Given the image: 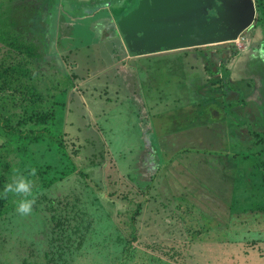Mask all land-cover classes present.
I'll use <instances>...</instances> for the list:
<instances>
[{
    "label": "rangeland",
    "instance_id": "rangeland-1",
    "mask_svg": "<svg viewBox=\"0 0 264 264\" xmlns=\"http://www.w3.org/2000/svg\"><path fill=\"white\" fill-rule=\"evenodd\" d=\"M254 2L234 41L131 56L116 22L136 0H0V111L55 136L22 143L0 129V192L36 169L30 215L0 196V264H264V0ZM191 146L228 158L234 182L189 164Z\"/></svg>",
    "mask_w": 264,
    "mask_h": 264
},
{
    "label": "water",
    "instance_id": "water-1",
    "mask_svg": "<svg viewBox=\"0 0 264 264\" xmlns=\"http://www.w3.org/2000/svg\"><path fill=\"white\" fill-rule=\"evenodd\" d=\"M255 17L254 0H137L116 24L136 56L234 41Z\"/></svg>",
    "mask_w": 264,
    "mask_h": 264
},
{
    "label": "crops",
    "instance_id": "crops-1",
    "mask_svg": "<svg viewBox=\"0 0 264 264\" xmlns=\"http://www.w3.org/2000/svg\"><path fill=\"white\" fill-rule=\"evenodd\" d=\"M128 53V52H127ZM249 65L251 64V63H248ZM258 73H260V72H258ZM262 74V73H261ZM263 76V75H262ZM256 81H254V83H255ZM257 85L259 86L258 88H260V85H261V81L259 80L258 81V83H257ZM256 86H255V88L254 89H258ZM261 89V88H260ZM259 90V89H258ZM188 114H190V113H188ZM154 116V115H153ZM165 120H163V121H161L160 120V122L161 123H163ZM172 121H174V119L172 120ZM185 121H186V119H185ZM187 122H189V124H191V120L190 121H187ZM150 123H151V132L153 133V135H154V132H156L157 130H158V122H157V130H156V127L154 126V124L150 121ZM231 124L232 125V122L229 120H227V124ZM192 126V125H191ZM189 127L188 129H190V128H192V127ZM186 130V129H185ZM180 131V130H179ZM175 133V132H174ZM173 133V134H174ZM218 135V134H217ZM160 137V134H159V130L156 132V134H155V138H154V144L156 143V141L158 142L160 139H159V137ZM172 136V135H171ZM222 136V135H221ZM173 139V140H172ZM174 139H175V136H173V138H171L170 140H166V141H162L161 140V145H164L165 144V147L166 146H171L173 143H174ZM196 144H198L197 142H195ZM157 145V144H156ZM155 145V146H156ZM161 145L159 144V147L161 148ZM191 147H193L194 148V150H186V149H183V150H181V151H184V150H186V153H185V155H199L198 157H193L192 158V160H191V158H189V156L187 157V161H188V163L190 164V162L191 161H194V160H199V162L201 163V167H200V171H201V173H203V174H206V178L209 176V175H207V174H209L211 171H213V170H216L218 173H219V175H217L218 177H219V179H220V181H222V177H224V176H226V174L224 173V165H223V162L228 166V164L227 163H229V162H231L228 158H216V159H213V157L209 154V153H207V149H212V148H206V150L204 151V149H203V152L202 153H200V150H198V148H201L202 146H191ZM161 150H162V148H161ZM180 151V152H181ZM179 152V153H180ZM189 152H191L192 154H190ZM178 153V151H175V152H173V154L172 155H174V154H177ZM178 153V154H179ZM184 153V152H183ZM181 154H182V152H181ZM201 155V156H200ZM221 159H223V160H221ZM194 163V162H193ZM184 168V167H183ZM169 170H170V165H169ZM216 172V173H217ZM186 174H187V172H186ZM195 176H196V174H195ZM216 177V176H215ZM195 179H196V177H195ZM202 179V178H201ZM207 179H209V178H207ZM194 180V179H193ZM225 181H227V182H234V179H233V181L232 180H230V178L228 177V175L225 177V179H224ZM199 181H203V180H199ZM208 181V180H207ZM206 181V182H207ZM234 186V183H232V187ZM231 191H232V188H231Z\"/></svg>",
    "mask_w": 264,
    "mask_h": 264
},
{
    "label": "clouds",
    "instance_id": "clouds-1",
    "mask_svg": "<svg viewBox=\"0 0 264 264\" xmlns=\"http://www.w3.org/2000/svg\"><path fill=\"white\" fill-rule=\"evenodd\" d=\"M35 174V168H30L27 176L17 170L11 181L6 182L3 186L2 192H0V196L3 197L9 195L19 197L15 211L21 216L30 215L32 212L33 204L35 203V196L30 177L35 176Z\"/></svg>",
    "mask_w": 264,
    "mask_h": 264
},
{
    "label": "trees",
    "instance_id": "trees-1",
    "mask_svg": "<svg viewBox=\"0 0 264 264\" xmlns=\"http://www.w3.org/2000/svg\"><path fill=\"white\" fill-rule=\"evenodd\" d=\"M121 14H119V16ZM118 17H117V19H118ZM14 33H16V32H14ZM22 36H23L22 34H18V33H16L15 36H13L19 45H22L24 43V41H22L23 40ZM128 54L131 56L135 55L134 53H131V52H128ZM10 69H14V68L12 67ZM4 70H6V69L4 68ZM3 71L0 74H2ZM228 73H229V70H228ZM248 83L250 84L252 82L248 81ZM0 129L3 131V133H5L7 136H9V138H10L9 140H11V141L15 139V141L20 142L22 140V143H25V140H36V139H42V138H48L51 140L55 139V136L51 135L48 131H46L43 128H40V129H38V128H35V129L23 128V129H21L20 127H16V126L9 124L1 111H0ZM254 133H255V135H258V132H254ZM259 139H261V138H259ZM262 167H264V165H262ZM138 211H139V207H137V212ZM3 214H5V211L0 210V216Z\"/></svg>",
    "mask_w": 264,
    "mask_h": 264
},
{
    "label": "flooded vegetation",
    "instance_id": "flooded-vegetation-1",
    "mask_svg": "<svg viewBox=\"0 0 264 264\" xmlns=\"http://www.w3.org/2000/svg\"><path fill=\"white\" fill-rule=\"evenodd\" d=\"M213 11H211V13H212Z\"/></svg>",
    "mask_w": 264,
    "mask_h": 264
},
{
    "label": "built area",
    "instance_id": "built-area-1",
    "mask_svg": "<svg viewBox=\"0 0 264 264\" xmlns=\"http://www.w3.org/2000/svg\"><path fill=\"white\" fill-rule=\"evenodd\" d=\"M238 39V38H237Z\"/></svg>",
    "mask_w": 264,
    "mask_h": 264
}]
</instances>
